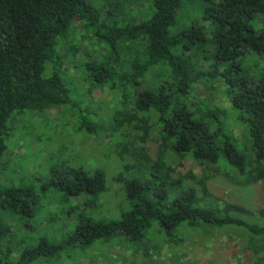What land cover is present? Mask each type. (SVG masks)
<instances>
[{"label": "trees", "instance_id": "1", "mask_svg": "<svg viewBox=\"0 0 264 264\" xmlns=\"http://www.w3.org/2000/svg\"><path fill=\"white\" fill-rule=\"evenodd\" d=\"M187 1L197 2L200 13L180 20L177 11L184 0H0V157L14 113L68 102L57 68L60 58L62 65L78 49L80 28L109 48L85 63L94 80L134 90L122 93L123 107L112 120V131L119 132L114 151L126 159L118 176L128 208L120 210L118 218L104 220L87 215L83 207L67 238L60 243L41 239L15 261L5 246L10 227L0 222V264H29L41 254H55L64 244L87 247L117 234L140 243L154 222L174 245L188 239L171 235L174 229L199 222L264 234V205L252 211L238 203L211 202L207 176L193 177L196 183L187 184L184 177L171 175V163L186 156L210 165L224 159L243 184L261 182L264 198V0ZM148 76L152 83L141 89ZM198 82L213 89L220 83L247 128L250 148L245 152L251 156L238 150L224 108L196 96ZM84 124L85 118L80 129ZM84 129L98 126L91 123ZM151 130L160 141L155 158L144 144ZM125 171L131 175L123 176ZM51 173L45 187L86 194L82 206L96 210L106 189L102 169L54 168ZM141 173L150 176L141 178ZM33 196L29 189L0 185V201L6 207L31 210ZM253 264H264V257Z\"/></svg>", "mask_w": 264, "mask_h": 264}, {"label": "rangeland", "instance_id": "2", "mask_svg": "<svg viewBox=\"0 0 264 264\" xmlns=\"http://www.w3.org/2000/svg\"><path fill=\"white\" fill-rule=\"evenodd\" d=\"M199 13L197 2L184 0L177 16L180 20L191 19ZM77 37L80 41L75 54L62 65L60 58L57 68L67 88L68 102L43 111L25 109L16 112L8 123L6 150L0 157V185L2 188L29 189L34 194L30 199L31 210L19 205L6 207L0 201V222L10 227L6 236L9 244L5 246L11 249L9 259L12 261L41 239L60 243L67 238L75 228L78 211L83 207V211L95 219L111 220L118 218L120 210L129 206L118 176L126 159L120 160L114 151L119 132L112 131V120L113 113L123 107L122 95L126 92L131 95L133 86L119 89L112 88L110 83L95 81L85 63L93 62L101 57L104 48L107 51L109 48L84 28L78 30ZM64 52L62 48L60 54ZM49 73L46 69V74ZM151 83L152 78L148 76L140 88ZM205 83L195 85L196 96L224 108L228 114L227 126L238 150L251 156L250 151L245 152L250 148L247 128L227 102L222 86L216 83L214 90ZM83 118L88 122L84 127L94 123L98 129H80ZM159 142L157 133L151 130L144 142L151 158L156 157ZM190 157L171 163L175 169L171 174L173 178L184 177L187 184H194L193 177L207 176L211 202L218 199L221 203H238L252 211L264 205L261 182L243 184L242 177L234 168L228 167L224 159L218 161L219 166L206 161L200 163ZM79 167L86 171L100 168L104 172L106 189L100 194L94 212L82 206L85 200L88 201L86 194L73 196L56 186L45 187L54 168ZM211 167L216 171L210 170ZM130 175L128 171L123 173L125 177ZM139 175L141 178L148 176L147 173ZM261 222L256 224L261 225ZM170 234L188 239L174 245L167 239L169 235L154 222L140 243L130 241L123 234L99 239L87 247L67 243L55 254H41L29 264H253L264 257V234L253 235L240 226L216 229L199 222L194 226L183 224Z\"/></svg>", "mask_w": 264, "mask_h": 264}]
</instances>
